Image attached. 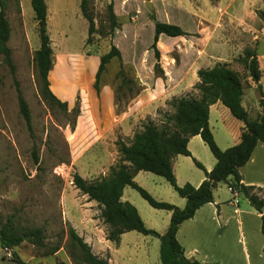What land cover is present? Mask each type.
I'll return each mask as SVG.
<instances>
[{
	"label": "rangeland",
	"instance_id": "rangeland-1",
	"mask_svg": "<svg viewBox=\"0 0 264 264\" xmlns=\"http://www.w3.org/2000/svg\"><path fill=\"white\" fill-rule=\"evenodd\" d=\"M6 1L7 17L11 25L8 44L12 49L15 73L13 74L11 67L4 60V55L0 53V230L7 226L25 239L18 246L11 248V257L5 254L0 241V264H57L59 261L75 264L70 256L73 245L69 234L70 228L74 227L70 220L72 207L74 210L78 209V195L76 196L75 192L77 188L73 184L77 167L72 162L70 147V138H73L71 134L78 120L73 112L74 107L79 105L81 108L83 99V107L89 108L93 122L96 125L99 123L96 121V112L94 113V108L90 105L95 82L90 73L96 67V60L88 56L100 57L110 50L113 42L123 49L126 59L122 56L124 67L133 80L136 75L132 72L133 64L139 55L141 61L137 67V79L151 84L154 77L157 80L165 78L164 73L156 72L155 68L153 74L150 49L154 37L150 23L143 22L142 17L144 12L148 11L152 20L151 15L156 16V13L147 4L150 0H119L116 10V15H119L116 42L115 32L113 40L108 35L107 6L111 0H90L89 6L96 18V26L100 28L103 25L106 35L100 36L96 33L92 43L87 44L89 24L81 14V0H46L50 11L48 32L54 57V67L49 75L50 88L61 97H74L65 110L56 104L50 106L41 95L34 61L41 40L31 0ZM130 4H133L134 8ZM153 4L158 9L160 19L173 20L182 16L166 10L157 0H153ZM127 8L132 10L129 12ZM121 15H127L130 23L125 24ZM160 45L165 51L169 48L165 40H161ZM254 47L251 49H255ZM240 57L237 58L241 65L240 74L247 86L248 72ZM165 62H168L167 58ZM160 65L162 67L161 60ZM120 68L117 57L112 58L101 75L100 86L102 89L103 85L108 84L112 88L116 113L127 115L126 113L135 109L133 102L144 88L138 86L135 80L136 87L122 85V77H118ZM17 82L31 110V129L20 112ZM73 82L75 91L71 88ZM153 88L155 89V86ZM150 90L154 91L152 88ZM248 91L255 98L261 96L257 88H249ZM173 99L160 98L154 102L158 105L154 112V121L158 125L163 124L166 114L173 113L174 109L169 104ZM134 114L136 116V112L132 113L129 119L136 122L137 131L148 118L142 120L135 118ZM103 118L108 119L105 116ZM103 120L100 121L104 123ZM184 161L189 169L201 171L193 159ZM190 173L187 170V174ZM82 174L83 172L80 173L81 176ZM139 181L143 184L139 185L158 200L172 203L160 197L173 196L176 200L182 199L170 183L159 175L143 172ZM224 184L226 183L222 182L219 186ZM131 190L149 213L161 215L165 211L153 208L137 190ZM145 209L139 206L143 221L149 218ZM96 213L101 217L100 212ZM146 226L150 228L147 224ZM36 227L44 229L43 246L33 244L26 236L30 229ZM126 242L129 245L125 249ZM117 245L114 244V247ZM55 246H60V249L47 255L46 251ZM120 246V253L124 255L126 264H161L160 240L155 236L134 231L126 236L125 242ZM123 250L126 252H122Z\"/></svg>",
	"mask_w": 264,
	"mask_h": 264
},
{
	"label": "crops",
	"instance_id": "crops-1",
	"mask_svg": "<svg viewBox=\"0 0 264 264\" xmlns=\"http://www.w3.org/2000/svg\"><path fill=\"white\" fill-rule=\"evenodd\" d=\"M150 1L159 21L176 24L188 34L174 37L166 34L159 36L157 46L161 52L160 60L165 78L157 80L154 77L151 84L137 79L140 55L138 59L136 58L133 64L134 71H132L136 73L134 80L138 86L144 89L133 102L135 109L126 113L127 115L116 113L114 92L108 84L103 85L99 96L94 86L92 90L90 105L94 108V113L96 112L98 125L93 122L91 110L83 107L82 99L81 112L71 134L73 138L72 140L70 138V147L71 159L77 167V172L79 174L83 172L82 176L87 180L108 175L110 168L120 162L121 156L116 141L121 138L128 143L132 139L137 129L136 122L129 119L132 113L136 112L135 118L154 120V112L158 107L154 104L156 100L179 98L188 94L199 95V90L196 88L200 82L199 69H210L219 63H225L240 72L241 65L237 58L252 46H255L262 74L259 82H255L250 76L247 77L242 105L252 119H257L264 114L261 96L255 98L248 91L249 88L259 90L258 85H260L264 95V22L257 14L258 10L264 8V0H182L180 3L178 0H157L166 10L182 15L173 20L160 19L156 5L153 4V0ZM118 4L119 0H114L116 14ZM130 6L134 8L133 4ZM127 9L129 12L132 10L131 8ZM49 13L48 8V19ZM142 17L143 22L150 23L154 37L155 23L150 20L148 11H145ZM121 18L125 24L130 23L127 15H121ZM114 40L117 42V30H115ZM161 40L168 43L167 51L161 47ZM153 41L154 39L152 43ZM119 49L125 59L123 49L121 47ZM150 56L154 74V63L157 59L152 48ZM92 57L96 60V67L90 75L95 79L100 57L88 56V58ZM165 58L168 59V62H165ZM150 86L154 91L150 90ZM74 87L73 82L71 85L73 91H75ZM57 96L69 104L74 100V97ZM102 116L108 119L106 120ZM100 120H103L104 123ZM209 123L215 141L221 149H227L241 142L244 122L236 118L221 101L210 106ZM188 149L191 152L190 156L180 154L173 159L174 174L180 185L191 183L198 187L206 178V171H211L217 160L200 135L190 138ZM188 158L193 159L194 162L195 160L201 161L204 168H201V171L189 169L184 164V160ZM187 170L191 173L187 174ZM143 172L148 173L149 171H139L134 178L141 185L143 184L139 181V176ZM240 174L243 184L264 189L263 142L257 143L250 160L240 168ZM155 182L157 181L155 180ZM224 183L227 185L219 186V183L214 189V202L199 208L193 218L185 220L180 225L177 238L185 248V255L206 264H264L262 214L252 206L248 198L241 193H234L228 183ZM131 188L129 185L124 188L122 201L130 202L138 208L137 210H139V206L145 209L144 204L140 203L141 201L133 195ZM75 192L76 196L78 195V209L74 210L72 207L70 220L73 228L92 247L96 255L108 258L111 264H126L124 255L120 253L122 250L120 244H123L126 236L134 231L123 233L118 243L108 240L107 225L102 217L99 203L89 200L88 196L82 194L79 189H76ZM160 198L168 200L180 208H184L187 203L184 197L178 200L173 196ZM97 211L100 212L101 217H98ZM146 213L148 214L149 211L146 210ZM151 214L150 212L148 220L144 219L145 223L160 234L165 233L170 225L172 212L165 210L161 215ZM114 244H118L117 247H114ZM128 245L126 242L125 249Z\"/></svg>",
	"mask_w": 264,
	"mask_h": 264
},
{
	"label": "trees",
	"instance_id": "trees-1",
	"mask_svg": "<svg viewBox=\"0 0 264 264\" xmlns=\"http://www.w3.org/2000/svg\"><path fill=\"white\" fill-rule=\"evenodd\" d=\"M90 0H81L80 8L82 16L88 21L87 44H91L94 34L105 36L104 26L97 28L94 13L90 10ZM35 18L39 24L40 47L36 50L34 61L40 81L42 98L52 106L56 104L63 109H68V102L62 101L50 88L49 74L54 67L52 40L48 32V5L46 0H31ZM109 31L108 35L113 40L114 32L118 27V16L114 11V0L107 6ZM258 16L264 22V8L257 11ZM155 23L154 41L151 48L155 51L157 59L155 71L164 73L160 58L161 52L157 46L159 36H184L188 33L176 24L159 21L155 14L151 15ZM11 37V25L7 17V1L0 0V53L9 64L13 74L15 65L12 61V49L9 46ZM117 57L120 62L118 77H122V85L135 86L134 80L129 77L124 67L121 50L113 42L110 50L100 56V63L95 75L94 89L100 95L101 75L106 65L112 58ZM245 68L255 82L261 79V69L255 49L248 48L240 57ZM200 82L196 85L199 95H186L174 98L169 104L174 111L165 115V121L158 125L154 120L148 118L140 128L135 131L132 139L127 143L122 139L116 141L118 152L121 156L120 162L110 168L106 176H100L87 180L78 172L73 175V184L82 194L87 195L89 200L99 203L102 217L108 229L106 236L108 240L118 243L121 235L128 231H137L144 235L155 236L160 239L161 264H206L197 259H190L185 255V248L177 238L180 225L193 218L196 211L207 203L214 202V189L219 183L227 182L234 193L243 194L252 206L262 214V233L264 234V189L256 186H248L242 183L240 168L251 158L259 141L264 143V114L257 119L250 118L248 111L242 105L244 93V81L239 71L229 67L228 64L219 63L210 69H199ZM18 103L20 112L29 129L32 128V115L29 104L25 99L19 83L17 82ZM261 94V104L264 109V95L261 86L258 85ZM221 101L232 112V114L244 122L241 142L227 149H221L214 138L209 123L210 106ZM75 116L81 112L80 106L73 109ZM200 135L210 148L217 162L211 171H206V178L198 186L186 183L180 186L177 183L173 170V159L178 155L190 156L188 142L191 137ZM38 159L36 158V161ZM200 168L204 166L195 160ZM139 171H149L164 177L177 191L186 198L184 208L172 203L161 201L153 197L146 189L135 180ZM129 185L136 189L141 196L154 208L172 212L170 225L167 231L160 234L154 229L148 228L142 220L137 208L130 202L122 201L124 188ZM262 193V195L260 194ZM0 241L4 248L18 246L24 236L17 235L7 226L1 230ZM70 238L72 250L70 256L75 264H111L108 258L96 255L92 247L85 242L78 232L71 227ZM38 246H43L44 229L42 227L32 228L27 235ZM60 249L55 246L46 251L47 255L54 254ZM57 264H67L59 261Z\"/></svg>",
	"mask_w": 264,
	"mask_h": 264
},
{
	"label": "built area",
	"instance_id": "built-area-1",
	"mask_svg": "<svg viewBox=\"0 0 264 264\" xmlns=\"http://www.w3.org/2000/svg\"><path fill=\"white\" fill-rule=\"evenodd\" d=\"M231 188V187H230ZM232 190V188H231ZM233 191V190H232ZM5 250V254L8 256V257H11L12 256V249L11 248H4Z\"/></svg>",
	"mask_w": 264,
	"mask_h": 264
},
{
	"label": "water",
	"instance_id": "water-1",
	"mask_svg": "<svg viewBox=\"0 0 264 264\" xmlns=\"http://www.w3.org/2000/svg\"><path fill=\"white\" fill-rule=\"evenodd\" d=\"M147 4H148V6H149L151 9H153V5H152V3H151L150 1H148ZM0 236H1V231H0Z\"/></svg>",
	"mask_w": 264,
	"mask_h": 264
}]
</instances>
